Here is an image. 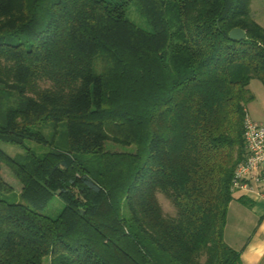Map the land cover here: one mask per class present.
Returning a JSON list of instances; mask_svg holds the SVG:
<instances>
[{"label":"trees","instance_id":"16d2710c","mask_svg":"<svg viewBox=\"0 0 264 264\" xmlns=\"http://www.w3.org/2000/svg\"><path fill=\"white\" fill-rule=\"evenodd\" d=\"M253 80L251 0H0V142L67 134L30 164L0 149V264H241L224 229Z\"/></svg>","mask_w":264,"mask_h":264},{"label":"rangeland","instance_id":"374dc122","mask_svg":"<svg viewBox=\"0 0 264 264\" xmlns=\"http://www.w3.org/2000/svg\"><path fill=\"white\" fill-rule=\"evenodd\" d=\"M251 11L252 13H256L258 23L264 27V0H251ZM128 18L136 25L142 28L146 27V22L139 16L134 8L129 10ZM249 88L254 99L247 105V115L253 122L264 123V86L260 81L253 80ZM36 129H39V131L43 133L48 144H37L33 141H26L23 146H20L0 142V149L12 158H15L18 162L30 164L34 157L41 158L43 155L47 154L53 145L60 149H65L67 147V134L64 126L55 128L53 123L46 122L37 126ZM106 149L117 152H130V150H133L131 147L123 148L113 143H107ZM1 174L4 180L13 188V191L4 195V197L10 202L17 201L24 203L18 196L21 185L10 169L2 165ZM159 199L164 211L168 214H173L171 205L164 198ZM63 207V202L58 197H54L43 210V213L55 218L62 211ZM44 264H48V261L45 260Z\"/></svg>","mask_w":264,"mask_h":264},{"label":"crops","instance_id":"0c3cea01","mask_svg":"<svg viewBox=\"0 0 264 264\" xmlns=\"http://www.w3.org/2000/svg\"><path fill=\"white\" fill-rule=\"evenodd\" d=\"M252 15L258 23L256 13ZM235 198L229 205L224 240L240 251L241 264H264V200L243 193H236Z\"/></svg>","mask_w":264,"mask_h":264},{"label":"built area","instance_id":"2783aa9c","mask_svg":"<svg viewBox=\"0 0 264 264\" xmlns=\"http://www.w3.org/2000/svg\"><path fill=\"white\" fill-rule=\"evenodd\" d=\"M245 158L236 166L232 191L264 200V123L245 116L243 122Z\"/></svg>","mask_w":264,"mask_h":264},{"label":"water","instance_id":"95a60500","mask_svg":"<svg viewBox=\"0 0 264 264\" xmlns=\"http://www.w3.org/2000/svg\"><path fill=\"white\" fill-rule=\"evenodd\" d=\"M229 37L233 40H244L245 33L240 29H234L229 33Z\"/></svg>","mask_w":264,"mask_h":264}]
</instances>
